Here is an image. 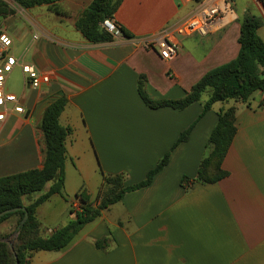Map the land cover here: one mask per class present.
<instances>
[{
  "label": "crops",
  "instance_id": "obj_1",
  "mask_svg": "<svg viewBox=\"0 0 264 264\" xmlns=\"http://www.w3.org/2000/svg\"><path fill=\"white\" fill-rule=\"evenodd\" d=\"M54 1V9L33 5L24 18H0V29L13 42L10 54L18 60L5 91L26 111L7 113L1 125L0 178L42 167L43 112L59 97L67 101L59 117L71 129L64 189L36 209L43 238L73 218L69 211L78 205L74 196L81 187L95 203L103 176L122 175L125 186L143 181L209 98L183 110L152 109L140 98L138 84L152 101L182 99L207 72L236 59L242 20L262 19L264 13L256 9L258 0H228L231 19L205 37H176V57L162 60L133 42L157 35L208 0H121L111 21L125 35L98 43L76 28L92 0ZM258 34L264 41V22ZM21 63L48 74L49 84L39 91L28 88ZM256 93L249 106L234 102L236 133L222 163L225 179L180 185L183 177L195 178L209 152L215 103L149 186L102 211L65 250L36 252L29 264H264V92ZM42 194L24 198V205ZM102 238L109 239L105 250L95 247Z\"/></svg>",
  "mask_w": 264,
  "mask_h": 264
},
{
  "label": "trees",
  "instance_id": "obj_2",
  "mask_svg": "<svg viewBox=\"0 0 264 264\" xmlns=\"http://www.w3.org/2000/svg\"><path fill=\"white\" fill-rule=\"evenodd\" d=\"M264 8V0H258ZM55 1H25L18 5L25 9L33 5L53 6ZM121 0H92L88 8L76 21V28L89 42L98 43L110 41L112 36L101 26L106 19H113V15ZM52 9H54L52 7ZM12 9L0 1V18L12 14ZM263 20L255 15L246 16L240 25L238 39L239 53L236 59L207 72L191 90L180 100H150L138 84V94L144 104L152 109L171 108L183 110L200 101L203 93L209 91V98L204 103L202 112L192 125L180 134L177 142L150 170L143 181L125 186L122 175L103 176L95 203L92 202L84 187H81L74 198L78 203V210L70 209V219L67 224L53 231L43 238L40 235V223L36 218V209L51 196L62 195L65 182V158L67 136L71 133L69 127L59 124V117L66 106L65 97L53 101L43 112L40 130L43 136V163L40 169H32L0 178V212L15 208H25L28 218L18 229L24 212L10 213L0 218V224L15 218V231L18 235L12 240V247L6 242L8 237L0 239V264H29L36 252H60L65 250L78 233L89 223L100 217L102 211L120 202L123 196L131 191L149 186L153 178L167 165L170 153L186 140L190 131L199 119L209 111L215 103L229 101L239 102L249 106L252 95L264 92V41L258 34ZM122 34L125 32L120 28ZM236 108L231 106L217 112V121L208 138V154L200 161L194 179L183 177L180 185L187 189L195 183L202 185L215 184L228 176L222 169L232 140L236 133ZM51 182L49 189L36 200L24 205L23 199L44 190ZM108 238L95 242V247L105 250Z\"/></svg>",
  "mask_w": 264,
  "mask_h": 264
},
{
  "label": "built area",
  "instance_id": "obj_3",
  "mask_svg": "<svg viewBox=\"0 0 264 264\" xmlns=\"http://www.w3.org/2000/svg\"><path fill=\"white\" fill-rule=\"evenodd\" d=\"M11 7H20L19 2L40 1V0H0ZM54 1V0H48ZM192 0H181V3H188ZM21 8V7H20ZM233 17V12L228 0H208L199 3L188 15L178 20L174 24L166 26L157 35L144 40L133 42L134 46L146 50L156 51L162 60H170L178 53L175 38L190 37L198 35L205 37L212 33L221 24ZM102 28L109 33L112 38L122 37L120 28L111 20L106 19L101 24ZM33 39H37L34 36ZM12 39L0 29V128L9 112L26 115V111L18 105V99L14 94L5 91V84L8 75L18 64V60L10 54ZM21 72L25 85L34 91H39L50 82L48 74L39 71L31 64L21 63ZM74 206V205H73ZM74 210H78L76 204Z\"/></svg>",
  "mask_w": 264,
  "mask_h": 264
},
{
  "label": "rangeland",
  "instance_id": "obj_4",
  "mask_svg": "<svg viewBox=\"0 0 264 264\" xmlns=\"http://www.w3.org/2000/svg\"><path fill=\"white\" fill-rule=\"evenodd\" d=\"M71 2H68V5H71V3H73L74 2V0H70ZM11 9H12V14L11 15H9L8 17H10V16H14V14H17V15H19L21 18H24V17H26V15H25V13L27 12L25 9H23V8H20V7H11V6H9ZM251 7V10H252V7L253 6H250ZM257 11H261L262 10V12H264L263 11V8H262V5H261V3H259L258 2V6H257ZM8 17H6L5 19H7ZM4 19V20H5ZM262 20H263V22H264V13H263V15H262ZM15 82H13L12 84H16V81H17V83H18V81H19V79H15L14 80ZM8 85H9V83H10V81H7L6 82ZM11 84V83H10ZM258 95V93H255L254 95H253V99H255V100H257L258 98L256 97ZM202 99H206V98H208L209 97V92H205L202 96ZM252 102V100L250 101V103ZM236 106V103H234L233 101H229V102H226V103H216V107H217V112L220 110V109H227V108H229L230 106ZM218 106H221V107H219V109H218ZM257 109H259V108H257ZM125 177L123 176V179H124ZM52 183L51 182H49V183H47L46 185H51ZM46 187V186H45ZM40 193H45V188H44V190L42 191V192H40ZM42 194V195H43ZM72 209H74V208H72ZM14 219V218H13ZM10 221L11 220H7V221H5V222H3V223H1L0 224V239L1 238H5V237H8L7 238V240H9V241H12L15 237L13 236V234H14V232H15V222L13 221L12 222V224H10ZM57 222H58V220L57 221H55L54 222V224H53V226H55V224H57ZM10 224V225H9Z\"/></svg>",
  "mask_w": 264,
  "mask_h": 264
},
{
  "label": "water",
  "instance_id": "obj_5",
  "mask_svg": "<svg viewBox=\"0 0 264 264\" xmlns=\"http://www.w3.org/2000/svg\"><path fill=\"white\" fill-rule=\"evenodd\" d=\"M18 211L24 212V217L20 221L19 226H18V229H19V228H21L24 225V223L26 222V220L28 218V213L26 212V209L25 208H15V209L5 210L3 212H0V218L2 216L7 215V214L15 213V212H18ZM17 235H18V231H15L14 234H13V236L16 237ZM6 242L12 247V241L6 240Z\"/></svg>",
  "mask_w": 264,
  "mask_h": 264
}]
</instances>
